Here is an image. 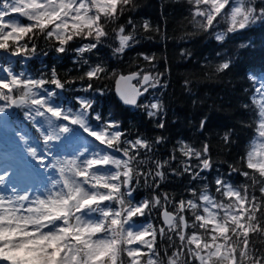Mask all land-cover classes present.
<instances>
[{
    "label": "snow or ice",
    "instance_id": "1",
    "mask_svg": "<svg viewBox=\"0 0 264 264\" xmlns=\"http://www.w3.org/2000/svg\"><path fill=\"white\" fill-rule=\"evenodd\" d=\"M184 2L191 31L181 39L214 38L220 59L202 69L208 79H223L250 43L242 41L232 54L225 45L264 24V0ZM138 7V0H0V142L10 145L0 148V264H264V77L246 73L258 86L251 104H239L250 115L236 123L254 130L242 155L217 161L207 141L196 147L180 139L161 158L169 137L133 133L111 111L97 110L94 94L103 88L96 82L107 79L109 70L85 58L109 40L118 41L108 44L112 56L122 58L140 43L141 28L159 31L147 20L138 24L131 15ZM41 37L54 41L58 54L74 51V65L86 70L70 79L55 67L39 75L17 72L13 65L36 56ZM191 55L188 48L180 51L184 59ZM113 76L119 102L142 109L154 128L165 130V73L140 69ZM192 84L184 80L189 95ZM67 91L82 94L72 96V104L56 103ZM17 112L25 127L13 119ZM208 120L199 119L198 132ZM235 134L232 127L220 135L225 150L237 143ZM217 163L227 164V172ZM236 175L240 183L233 181ZM185 176L187 197L176 199L162 189ZM141 185L152 195L136 202ZM154 211L161 223L133 227L135 218Z\"/></svg>",
    "mask_w": 264,
    "mask_h": 264
},
{
    "label": "trees",
    "instance_id": "2",
    "mask_svg": "<svg viewBox=\"0 0 264 264\" xmlns=\"http://www.w3.org/2000/svg\"><path fill=\"white\" fill-rule=\"evenodd\" d=\"M138 3L139 7L131 15L138 24L147 20L154 29L158 28L159 31L148 34L143 33L141 28L140 43L129 49L122 58L112 56L108 44L112 46L118 44V41L112 40L99 46L98 51L94 54L85 57L93 65L102 62L109 70L107 79L96 82L103 88V94H94L97 100V110L105 115L111 111L115 118L122 121V127L131 129L133 133H144L149 137L163 134L169 137L168 143L160 146L158 155L161 158L166 157L175 142L180 139L191 142L196 147H200L201 142L207 141L211 145V155L217 161L231 162L238 158L243 154L245 145L254 138L253 128L241 129L236 122L240 118L249 119L250 112L239 108V104L241 102L251 104L249 97L252 95L253 88L258 85V83L250 82L246 73H254L257 79L264 76V24L258 23L232 37L225 45L229 54L235 52L236 45L242 41L249 42L250 46L239 51L237 65L228 76L223 79L215 77L208 79L203 73L202 66L208 61L216 63L220 58L215 54L222 49L214 38L204 34L181 39L187 31H191L185 20V17L188 16V5L184 0H138ZM148 35H151L152 38L147 39ZM54 45V41H46L41 37L38 41V54L29 59L27 63L14 64V69L17 72L23 70L30 75H39L41 72H50L55 67L62 79L81 75L86 70L87 66L78 69L74 65L73 61L76 57L74 51L58 54ZM78 46L79 42H76L70 47ZM184 48L191 50L190 59L180 56V51ZM145 55L156 59L153 62L145 61L143 59ZM140 69L153 73H165L162 79L168 84L163 95L167 106V127L163 131L153 127V122L142 109L123 106L113 93V84L116 78L113 73L125 75ZM185 79L193 81L194 95H189L184 91ZM81 86L77 82L73 87L79 89ZM245 89H248L247 95L244 93ZM81 94L74 91L63 92L56 103L72 104L71 97ZM194 98H199L203 103L193 106ZM203 115H207L209 120L206 130L200 133L197 131L196 125ZM13 119L20 127L26 126L27 122L23 121L19 112ZM232 127L236 128L234 138L237 143L231 149L225 150L219 137L225 130ZM27 130L30 133L32 131L30 127ZM216 167H219L222 172H227V164L217 163ZM215 175L216 172L213 171L209 174V179ZM242 180L243 178L239 175L233 177L235 183H240ZM186 185H188V179L185 176L172 178L170 183L161 187L179 199L181 195L187 197L188 194L184 191ZM191 186L195 187L196 184ZM151 195V190L141 185L134 194V201L138 202L145 196ZM148 223H161L157 212L154 211L150 217L135 218L133 227H140Z\"/></svg>",
    "mask_w": 264,
    "mask_h": 264
},
{
    "label": "water",
    "instance_id": "3",
    "mask_svg": "<svg viewBox=\"0 0 264 264\" xmlns=\"http://www.w3.org/2000/svg\"><path fill=\"white\" fill-rule=\"evenodd\" d=\"M129 74V73H128ZM128 74H125V75H128ZM118 77H116L115 78V80H114V86H113V91H114V93H115V96H116V99H117V101L119 102V100H118V98H117V94H116V87H117V84H116V79H117ZM120 103V102H119ZM121 104V103H120ZM126 107H128V106H126Z\"/></svg>",
    "mask_w": 264,
    "mask_h": 264
},
{
    "label": "rangeland",
    "instance_id": "4",
    "mask_svg": "<svg viewBox=\"0 0 264 264\" xmlns=\"http://www.w3.org/2000/svg\"><path fill=\"white\" fill-rule=\"evenodd\" d=\"M262 77H264V76H262ZM4 142H5L6 146H3V147H7L9 149L10 148V145H9L8 142H7L8 144L6 143V140H4L3 142H0V144H4ZM136 228H139V227H136Z\"/></svg>",
    "mask_w": 264,
    "mask_h": 264
}]
</instances>
